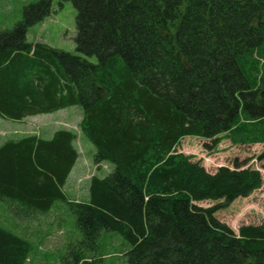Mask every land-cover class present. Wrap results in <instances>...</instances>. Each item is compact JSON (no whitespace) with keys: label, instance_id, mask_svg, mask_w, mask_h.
Wrapping results in <instances>:
<instances>
[{"label":"trees","instance_id":"obj_1","mask_svg":"<svg viewBox=\"0 0 264 264\" xmlns=\"http://www.w3.org/2000/svg\"><path fill=\"white\" fill-rule=\"evenodd\" d=\"M53 1L27 5L0 33V117L79 106L94 163L113 171L71 200L73 131L8 139L0 207L29 221L64 205L83 237L73 264H101L109 233L129 245L126 264H264V224L235 233L216 217L261 189L262 173L213 174L177 150L187 137L264 145V0H62L77 11V54L27 40ZM32 250L0 224V264H26Z\"/></svg>","mask_w":264,"mask_h":264},{"label":"rangeland","instance_id":"obj_2","mask_svg":"<svg viewBox=\"0 0 264 264\" xmlns=\"http://www.w3.org/2000/svg\"><path fill=\"white\" fill-rule=\"evenodd\" d=\"M38 1L0 0V33L12 30L23 19L24 8ZM76 16L77 11L71 2L54 0L52 14L28 30V42L34 45L42 43L77 54ZM82 117L83 111L79 106L49 115L29 117L21 123L0 117V145L8 139L27 135L48 139L57 129L73 131L76 134L74 145L80 157L65 189L71 200L85 201L89 195L90 179L94 175L101 178L108 176L113 171V165L94 163L95 147L80 132ZM177 150L193 157L194 162L201 163L210 173H216L221 167L234 169L241 165L244 169L251 167L259 170L264 181L263 144L234 146L230 141L223 140L216 145L212 140L187 137ZM198 205L206 208L213 206V203ZM216 217L235 233H239V229L245 225L264 224V183L261 189L247 198L237 199L227 209L218 212ZM0 224L32 242L33 250L26 264H73V255L78 247L84 246L74 216L67 214L66 207L61 204L51 213L29 221L19 220L11 211L0 207ZM129 248L122 237L109 233L101 238V248L96 258L102 259L101 264H126L123 255Z\"/></svg>","mask_w":264,"mask_h":264},{"label":"crops","instance_id":"obj_3","mask_svg":"<svg viewBox=\"0 0 264 264\" xmlns=\"http://www.w3.org/2000/svg\"><path fill=\"white\" fill-rule=\"evenodd\" d=\"M88 200V199H87ZM87 200H85V201H87ZM1 207H3L4 209H6V207H4V206H1Z\"/></svg>","mask_w":264,"mask_h":264}]
</instances>
